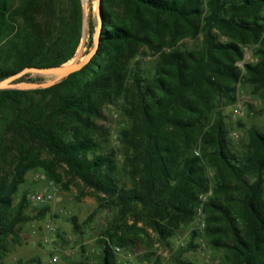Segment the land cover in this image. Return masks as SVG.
I'll return each mask as SVG.
<instances>
[{"label": "trees", "instance_id": "trees-1", "mask_svg": "<svg viewBox=\"0 0 264 264\" xmlns=\"http://www.w3.org/2000/svg\"><path fill=\"white\" fill-rule=\"evenodd\" d=\"M101 17L98 51L80 71L46 89L0 90V258L17 226L46 211L26 214L27 175L42 169L68 191L61 166L81 196L88 189L113 210L98 264H118L113 248H134L142 235L167 243L200 207L223 264H264V131L251 127L236 150L222 114L238 84L264 106V0H101ZM94 31L89 21L88 49ZM82 38L81 0H0V81L69 62ZM186 39L200 42L187 47ZM247 47L254 61L239 67ZM146 56H157L151 76L134 62ZM116 100L128 122L120 171L94 139L96 119ZM194 248L189 241L186 250ZM184 252L175 263L193 264Z\"/></svg>", "mask_w": 264, "mask_h": 264}, {"label": "rangeland", "instance_id": "rangeland-1", "mask_svg": "<svg viewBox=\"0 0 264 264\" xmlns=\"http://www.w3.org/2000/svg\"><path fill=\"white\" fill-rule=\"evenodd\" d=\"M83 7L85 10L84 35L74 58L68 63L82 59L91 49H88L87 45L90 41L88 22L92 21L96 27L95 0H85ZM199 42L200 39L184 40L187 47H193ZM156 61L157 56L140 57L134 60L138 68L147 76L153 74ZM252 61L254 58L251 48H244V58L238 62V66L242 67L243 62ZM50 79L49 76L31 73L23 81L44 82ZM123 104V101L116 100L104 107L101 117L96 119L97 133L94 135V139L98 142L102 152L114 153L119 171L125 155L120 134L128 126L127 119L123 114ZM235 109L238 112H235ZM222 114L228 130L229 142L236 150H243L247 144L251 127L254 126L264 131V106L258 96L253 95L249 85H237L235 104L224 107ZM59 171L63 174V181L69 182V190L65 191L61 185L56 184L55 199L44 207L46 209L44 216L42 218L33 217L28 222L20 224L16 228L15 237L10 236L7 239L8 252L0 258V264H19V261H27L36 256L40 258L42 264H98L100 258L98 240L109 226L113 210L99 208L88 189H83L85 194L81 196L80 183L67 176L63 167L60 166ZM208 174L211 176L212 171L209 170ZM31 176L32 172L27 175L21 191L24 189L31 191L34 188L41 189L45 186L44 180L31 183ZM123 177L126 182V176ZM36 213L37 211L30 207L26 210V214L30 217L35 216ZM71 217L76 218V223L79 226L77 231L73 229ZM47 220L54 224L58 232V239L49 244L42 241L43 232L40 229V226ZM33 225L40 229L35 236L31 235ZM138 226L141 227L142 224L140 223ZM191 230H196L199 235L191 239ZM147 235L149 238H154L150 229H147ZM142 239L134 248L123 249L121 254L115 253L118 264H176L173 255L179 249L185 250L181 257L182 261L193 264H223L222 253L209 247L203 229L198 227L196 220L177 230L175 235L165 244L161 245L154 242L152 245L146 235H142ZM191 240L196 248L186 250ZM62 250H68L70 252L69 257L60 256ZM56 254L59 255V260L53 263L51 258ZM127 254H130V257L125 259Z\"/></svg>", "mask_w": 264, "mask_h": 264}, {"label": "water", "instance_id": "water-1", "mask_svg": "<svg viewBox=\"0 0 264 264\" xmlns=\"http://www.w3.org/2000/svg\"><path fill=\"white\" fill-rule=\"evenodd\" d=\"M83 8V35H84V0H81ZM95 18H96V27L94 31V36L92 40L91 49L82 57L80 60H76L71 64H63L51 68H24L20 72L0 81V90H35V89H46L49 88L63 79L67 78L69 75L80 71L84 68L91 59L95 56L99 47V38L102 31V17H101V0H95ZM37 74L40 76H49L50 80L44 82H27L19 81L20 78L26 74Z\"/></svg>", "mask_w": 264, "mask_h": 264}, {"label": "built area", "instance_id": "built-area-1", "mask_svg": "<svg viewBox=\"0 0 264 264\" xmlns=\"http://www.w3.org/2000/svg\"><path fill=\"white\" fill-rule=\"evenodd\" d=\"M235 112H238L237 109H235ZM40 180H44L45 186L42 187L41 189L34 188L28 193V202H29V207L32 209H35V211H39V209H42L49 205L56 196V184L53 183L51 180H49L42 169H36L32 171V176H31V183H38ZM207 195L200 196V199L202 202L206 200ZM36 213V214H37ZM204 217L203 213L201 210V207L197 210V218H196V223L199 228L203 229L204 228ZM40 229L43 232V235L41 236V239L44 243H52L55 242L58 239V232L57 228L54 226V224L50 221L47 220L45 221L41 226ZM39 227H35L33 225V228L31 230V235L35 236L37 232L40 230ZM114 252L117 254L122 253V249L115 247L113 248ZM70 252L68 250H62L60 256L62 257H69ZM130 257V254H127L125 259ZM59 260V255H53L51 258V261L53 263H56Z\"/></svg>", "mask_w": 264, "mask_h": 264}, {"label": "bare ground", "instance_id": "bare-ground-1", "mask_svg": "<svg viewBox=\"0 0 264 264\" xmlns=\"http://www.w3.org/2000/svg\"><path fill=\"white\" fill-rule=\"evenodd\" d=\"M84 4H85V0H84ZM72 63V62H71ZM71 63H67V64H71Z\"/></svg>", "mask_w": 264, "mask_h": 264}]
</instances>
